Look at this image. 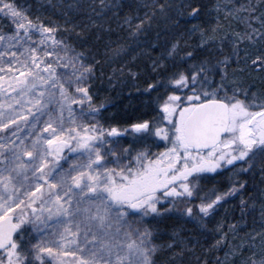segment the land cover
Segmentation results:
<instances>
[{
  "label": "snow or ice",
  "instance_id": "6c2138e0",
  "mask_svg": "<svg viewBox=\"0 0 264 264\" xmlns=\"http://www.w3.org/2000/svg\"><path fill=\"white\" fill-rule=\"evenodd\" d=\"M0 20V264H264V0Z\"/></svg>",
  "mask_w": 264,
  "mask_h": 264
},
{
  "label": "trees",
  "instance_id": "16d2710c",
  "mask_svg": "<svg viewBox=\"0 0 264 264\" xmlns=\"http://www.w3.org/2000/svg\"><path fill=\"white\" fill-rule=\"evenodd\" d=\"M20 2L24 3L25 0H20ZM41 2L42 3H48L49 0H41ZM27 3H32V0H27ZM53 19H55V17H53ZM232 23H233V26H235L236 22L233 21ZM7 30H8V23L6 21L0 20V31H7ZM243 79L247 80L248 83L255 82V83H257V85H259V79H258L257 74L255 72H250V74H246V76ZM255 90L257 91V94L259 95V87ZM125 103H126V101H125ZM116 114H117V109L110 108L109 111L105 115L108 117H111V116H114ZM238 203H239L238 200L233 202V204H238ZM233 204L226 205V207L229 209V211L227 213V215H228L227 223L228 224H237V222H238L239 228H244L246 224L251 223V220H250V218H245L244 220H240L239 219V217H240L239 211L237 210L235 213H233L231 211ZM224 214H225L224 211L221 210V218L224 216ZM248 230H250V229H246V231H248ZM245 234H246L245 231H237L236 236H235V242L236 243H242V242L246 243L247 241L245 239Z\"/></svg>",
  "mask_w": 264,
  "mask_h": 264
}]
</instances>
